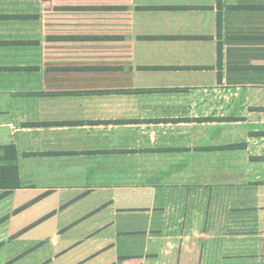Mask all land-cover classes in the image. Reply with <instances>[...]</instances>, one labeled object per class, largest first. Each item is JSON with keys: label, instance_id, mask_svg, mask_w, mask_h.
<instances>
[{"label": "crops", "instance_id": "1", "mask_svg": "<svg viewBox=\"0 0 264 264\" xmlns=\"http://www.w3.org/2000/svg\"><path fill=\"white\" fill-rule=\"evenodd\" d=\"M6 146L42 264H264V0H0Z\"/></svg>", "mask_w": 264, "mask_h": 264}, {"label": "rangeland", "instance_id": "2", "mask_svg": "<svg viewBox=\"0 0 264 264\" xmlns=\"http://www.w3.org/2000/svg\"><path fill=\"white\" fill-rule=\"evenodd\" d=\"M41 200L20 195L0 201V264H42L50 256L45 242L54 232Z\"/></svg>", "mask_w": 264, "mask_h": 264}, {"label": "trees", "instance_id": "3", "mask_svg": "<svg viewBox=\"0 0 264 264\" xmlns=\"http://www.w3.org/2000/svg\"><path fill=\"white\" fill-rule=\"evenodd\" d=\"M0 150V190L16 189L19 187L17 150L14 146L1 147Z\"/></svg>", "mask_w": 264, "mask_h": 264}]
</instances>
